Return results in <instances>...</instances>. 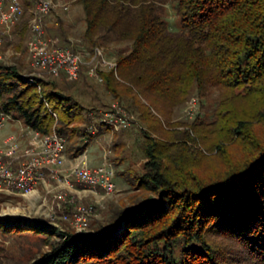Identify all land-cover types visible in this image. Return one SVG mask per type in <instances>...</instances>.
Here are the masks:
<instances>
[{"label": "trees", "instance_id": "16d2710c", "mask_svg": "<svg viewBox=\"0 0 264 264\" xmlns=\"http://www.w3.org/2000/svg\"><path fill=\"white\" fill-rule=\"evenodd\" d=\"M76 1L93 48L125 44L115 69L98 73L142 121L150 114L170 126L194 94L217 90L219 104L211 120L197 118L167 138L144 132L146 161L135 189L147 195L133 196L96 230L64 231L66 239L52 241L57 229L49 223L3 216L0 232L43 237L49 250L30 264H264V0ZM168 1L175 29L165 18ZM86 73L79 94L92 86ZM58 88L39 77L29 82L18 66L0 62V115L41 133L87 137L77 156L92 134L71 126L85 121L77 92ZM139 98L148 99L149 114ZM182 135L216 153L204 154Z\"/></svg>", "mask_w": 264, "mask_h": 264}, {"label": "rangeland", "instance_id": "374dc122", "mask_svg": "<svg viewBox=\"0 0 264 264\" xmlns=\"http://www.w3.org/2000/svg\"><path fill=\"white\" fill-rule=\"evenodd\" d=\"M20 2L24 10L23 15L12 25L6 26L0 23V62L18 66L24 79L29 82L35 83L36 78L39 77L49 82H57L58 89L64 94L72 95L73 92H77L75 101L80 104L83 110L80 118H85V121L72 122L71 126L85 128L91 132L92 138L84 151L87 152L90 168L99 170L103 164L110 166L114 172L116 187L113 193L106 194L100 188H91L74 176H69V170L75 157L78 156H75L74 152L77 146L87 141V137L65 136L67 139L66 161L59 169L61 179L64 181L68 179L71 186L66 183L62 185L57 179L48 175L46 182L40 183L32 194L0 193V217H19L30 223L47 222L57 229L54 235L50 236L52 241L66 239L63 232L75 230L72 212L77 205L94 206V212L86 228L89 231L96 230L101 224L108 222L118 208L124 204H130L133 196L147 195L144 191L135 189L137 185L135 177L143 173V164L146 161L142 150L147 142L145 131L151 133V136L167 138L169 134L167 131L172 129L181 132L190 129L191 123L197 118L211 120L219 104V94L217 90L208 94L206 98L194 94L175 109L171 119L172 124L168 127L162 126L159 118L149 114L146 105L148 99L139 98V101L143 102H140L141 107L149 114V120L142 121L140 113L137 112L138 108L129 107L126 102L116 99L102 85L98 71L111 69L109 64L102 62V56L94 59L91 64H84L78 79L63 75V71L55 75L47 69L33 66L29 54V42L33 35L32 18L37 12L38 0H20ZM54 2L56 6L49 14L43 16L46 38L52 45L83 53L85 59L90 61L89 54L93 47L85 39L86 22L83 7L76 0H54ZM65 5L68 6L67 9L63 7ZM165 6V18L171 29H175V6L170 1ZM124 46V43L101 45L104 58L107 61L116 62V53ZM91 67L95 68L94 73H90ZM83 70L87 72L86 78L92 86L86 89L87 94L80 92V96L76 88H80L81 80L85 78ZM38 91L42 92L41 86H38ZM151 111L157 113L155 106L151 107ZM54 116L58 118L56 113ZM121 117L127 119L126 125L121 123ZM111 120H113L112 124L106 123L112 122ZM6 126L0 129V154L5 155V151L15 145L17 149L13 157L6 156V159L13 164H19L24 160V157L19 155L35 143L34 132L26 131L17 124L5 133L3 130ZM190 136L195 137L192 131ZM10 139L14 140L11 145ZM182 140L206 155L216 153V151L208 152L205 147L191 139H183V135L180 141ZM41 238L43 237L36 234L4 235L0 232V264L34 262L42 253L49 250V246ZM212 238L215 241L222 240L226 245L229 243L218 234H214Z\"/></svg>", "mask_w": 264, "mask_h": 264}, {"label": "built area", "instance_id": "2783aa9c", "mask_svg": "<svg viewBox=\"0 0 264 264\" xmlns=\"http://www.w3.org/2000/svg\"><path fill=\"white\" fill-rule=\"evenodd\" d=\"M56 6L54 0H38L37 12L32 18V39L29 42V54L32 65L37 68L47 69L55 75L65 72L70 78L78 79L84 64H91L92 61L102 56V62L109 64L111 69H115L116 62L107 61L103 55L101 47H94L91 52V60L85 59L83 53L70 48L59 47L51 44L46 38L44 18ZM65 9L67 5L63 6ZM23 7L20 0H0V23L6 26L14 24L22 15ZM86 60V61H85ZM95 68L91 67L90 73H94ZM55 115V112H53ZM9 115H0V129L6 125ZM121 123L128 122L125 117H121ZM106 121V120H105ZM112 122H106L112 124ZM34 132V144L27 147L22 155L24 160L19 164H13L6 159V156L13 157L16 151L15 145L5 151V155L0 154V193L18 192L22 195L32 194L40 183H45L47 176L54 177L60 184L66 183L71 186L69 180L64 181L60 177V167L65 164L67 153V139L55 128L49 133ZM10 145L14 143L9 140ZM17 156V157H19ZM69 176H74L80 182L89 185L91 188H100L106 194L114 192L116 183L114 181L113 169L103 164L99 170L90 168L87 152L80 153L75 157L74 163L69 170ZM94 212L93 205H77L73 212L74 229L80 233L86 230L90 217Z\"/></svg>", "mask_w": 264, "mask_h": 264}, {"label": "crops", "instance_id": "0c3cea01", "mask_svg": "<svg viewBox=\"0 0 264 264\" xmlns=\"http://www.w3.org/2000/svg\"><path fill=\"white\" fill-rule=\"evenodd\" d=\"M22 119H14V118H12V117H9L7 120H6V128H5V130H3V131H5V133L8 131V130H11V128H14V126L15 125H17V124H19L21 127H23L22 129H26V131H28L29 130V128H26V126L22 123ZM24 129V130H25ZM30 131V130H29ZM3 135V134H2Z\"/></svg>", "mask_w": 264, "mask_h": 264}]
</instances>
